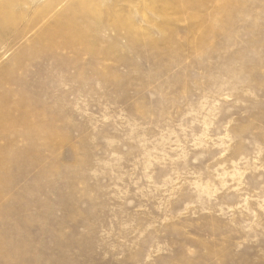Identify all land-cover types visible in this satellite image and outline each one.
I'll use <instances>...</instances> for the list:
<instances>
[{"label":"rangeland","instance_id":"obj_1","mask_svg":"<svg viewBox=\"0 0 264 264\" xmlns=\"http://www.w3.org/2000/svg\"><path fill=\"white\" fill-rule=\"evenodd\" d=\"M150 1L0 0V264H264V0Z\"/></svg>","mask_w":264,"mask_h":264},{"label":"bare ground","instance_id":"obj_2","mask_svg":"<svg viewBox=\"0 0 264 264\" xmlns=\"http://www.w3.org/2000/svg\"><path fill=\"white\" fill-rule=\"evenodd\" d=\"M160 0H151L150 2H148L147 4H146V9L147 10H150V11H152V12H158L160 15L161 14H163V10L159 7V6H162V5H166L167 3H173V4H176L178 7H182L183 9H185L186 7H188V6H193L194 4H195V2H194V0H182V2L181 3H183V4H177V1L178 0H166V1H164V2H159ZM201 2H206V1H208V0H200ZM214 1H216V0H214ZM215 3H218V2H215ZM227 3V1H225V2H223V1H221V2H219V5H218V9H222V7L224 6V4H226ZM72 6V5H71ZM174 8V7H173ZM69 9V8H68ZM2 10V7H0V11ZM70 10H72V9H70ZM70 10L68 11V12H70ZM175 11V10H174ZM169 14H172V16H175L176 14L175 13H172L171 12V9L170 10H168L167 11ZM61 13H62V11H61ZM65 13V10L63 11V14ZM60 15L59 17H57L56 16V18H57V20H56V23H55V25L57 26V28L56 27H54V25H53V27L55 28L54 30H56L57 29V31H52L53 29H51V31L52 32H49V33H47V31L46 32H44L42 35H44V36H50V38H48V39H50V41H52L53 42V44H55L56 46H58V45H60V43L62 42V41H60V43H59V41H56V38L57 37H63V35H65V36H67V40H69V39H71V41H74V39H78V42H82V41H84L83 40V38H82V34H84V33H88V31H89V33H90V30H89V28H83L82 27V25L81 24H79L78 22L76 23L75 21H73V19H70L69 17L71 16V14L72 15H75V13H71L70 12V16L69 15ZM68 14V13H67ZM58 15V14H57ZM68 16V17H67ZM75 16H77V15H75ZM193 19H197L198 17H199V15H198V13H195V14H192V16H191ZM205 25L204 24H199V26H195V24H194V27H195V29L196 30H200V31H202V34L198 37V41L200 40V39H203V35H204V33H205V31H204V29H205V27H204ZM207 27H209V26H207ZM50 28V27H49ZM47 30H50V29H48V28H46ZM45 29V30H46ZM207 31V30H206ZM43 32V31H42ZM66 33V34H65ZM40 35V34H39ZM41 35V36H42ZM78 35V36H77ZM84 36H86V35H84ZM89 36V35H88ZM47 38V37H46ZM47 39V40H48ZM80 39H82V41H79ZM66 40V41H67ZM55 41L57 42V43H55ZM64 42H65V40H63ZM76 41V40H75ZM31 42V41H30ZM64 42H62V44L64 45L65 43ZM59 43V44H58ZM67 43H70V41L68 42L67 41ZM75 43V42H74ZM58 44V45H57ZM35 46V45H34ZM60 47V46H59ZM41 49V48H40ZM16 64V63H15ZM13 70V69H12ZM1 74V73H0ZM10 79H11V77H10ZM1 81H3V80H1ZM4 84V83H3ZM1 94V93H0ZM4 94V93H3ZM4 98V97H3ZM3 98H1V99H3ZM4 101V100H3ZM2 102V101H1ZM0 102V103H1ZM4 104V103H3ZM2 104V105H3ZM10 107V106H9ZM2 108H4V107H2ZM2 108H0V132L1 133H3L4 131H6V130H8V129H12V123H11V121H9L8 119L10 118H8V117H6V111H7V109H8V111H10L9 110V108L7 107V109H6V111H4V109H2ZM7 111V112H8ZM10 113V112H9ZM8 115V114H7ZM8 118V119H7ZM12 120H14V119H12Z\"/></svg>","mask_w":264,"mask_h":264}]
</instances>
